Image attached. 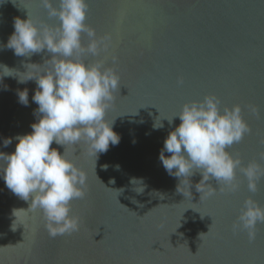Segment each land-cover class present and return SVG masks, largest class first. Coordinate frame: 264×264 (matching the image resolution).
<instances>
[{"label": "water", "instance_id": "95a60500", "mask_svg": "<svg viewBox=\"0 0 264 264\" xmlns=\"http://www.w3.org/2000/svg\"><path fill=\"white\" fill-rule=\"evenodd\" d=\"M86 3V23L98 37L111 36L107 52L83 59L103 61L120 77L105 117L114 120L120 142L110 144L96 159L87 155L84 145L67 147L68 158L87 174L85 198L72 202L81 227L71 235L50 238L39 210H28L30 200L15 196L0 179V264H264V224L257 225L252 243L246 232L232 231L246 199L264 206V178L251 193L237 170L238 191L199 200L197 174L190 177L192 200L185 198L176 190L179 180L166 173L158 158L165 138L180 121L176 118L169 125L162 119L163 128H152L157 118L170 119L182 104L215 95L221 109L239 105L251 129L229 151L243 165L254 162L264 169V0ZM27 16L34 23H57L47 17L40 0H4L0 45L14 31L13 19ZM82 40L87 45V37ZM47 58L42 53L26 59L10 49L0 50V65L20 73L26 71L24 64L42 65ZM180 78L182 85L177 84ZM24 89L28 106L18 102L17 91ZM35 89L34 81L20 84L4 77L0 82V152H14L17 143L13 139L5 148L3 139L31 133L38 107L32 101ZM51 147L64 151L55 143ZM113 178L115 183H110ZM131 178L143 179V193L133 190ZM14 209L20 210L17 219Z\"/></svg>", "mask_w": 264, "mask_h": 264}, {"label": "clouds", "instance_id": "9594fccd", "mask_svg": "<svg viewBox=\"0 0 264 264\" xmlns=\"http://www.w3.org/2000/svg\"><path fill=\"white\" fill-rule=\"evenodd\" d=\"M40 3L47 17L55 18L57 23H34L29 16L25 20L16 17L13 33L6 44L0 45V50L10 49L17 57L30 59L42 53L49 57L43 59L42 65L24 64L23 73L0 65V82L4 77L15 78L20 84L34 81L32 101L38 106L31 133L3 139L5 148L13 139L17 143L14 152H0V179L15 196L25 202L30 200L28 210H39L49 237L55 238L79 232L81 219L72 213V202L84 199L87 191V174L68 158L66 149L84 145L87 155L96 159L108 151L110 144H119L120 136L113 131L114 120L109 122L105 117L121 84L114 68L106 67L103 61L88 63L83 59L107 52L111 43V36L98 37L86 23V0H56L55 6L53 0ZM85 36L87 45L82 40ZM116 62L113 56L112 63ZM183 83L182 78L177 80L178 85ZM17 96L21 105L28 106L27 89L18 90ZM251 111L258 114L255 107ZM176 118L180 123L168 133L158 158L166 173L179 180L177 192L192 200L190 177L199 174L201 179L194 185L200 193L199 200L217 193H234L239 189L237 170L248 181V191H257L264 169L254 162L243 165L229 151L251 132L239 105L221 109L215 95H205L202 100L182 104L170 119L157 118L152 128H163L162 119L172 125ZM53 143L62 147L63 153L51 147ZM260 158L264 159V153ZM115 167L119 170V165ZM109 182L115 183L114 178ZM129 183L136 185L133 190L137 194L146 188L142 178H131ZM18 211L14 209L12 216L16 217ZM15 223L16 220L10 226L12 231ZM259 224H264V206L246 199L232 225L233 233L246 232L252 243Z\"/></svg>", "mask_w": 264, "mask_h": 264}]
</instances>
